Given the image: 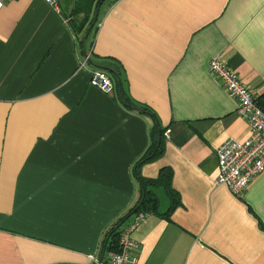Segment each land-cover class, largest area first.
I'll list each match as a JSON object with an SVG mask.
<instances>
[{"label": "crops", "instance_id": "1", "mask_svg": "<svg viewBox=\"0 0 264 264\" xmlns=\"http://www.w3.org/2000/svg\"><path fill=\"white\" fill-rule=\"evenodd\" d=\"M4 2L0 264H93L140 194L133 170L154 117L169 137L139 174L169 168L179 204L166 214V190L152 187L157 212L131 236L134 264H264V169L240 197L215 180L217 145L249 127L207 70L224 57L264 96V0H102L83 47L71 6ZM95 67L113 92L90 86Z\"/></svg>", "mask_w": 264, "mask_h": 264}, {"label": "built area", "instance_id": "2", "mask_svg": "<svg viewBox=\"0 0 264 264\" xmlns=\"http://www.w3.org/2000/svg\"><path fill=\"white\" fill-rule=\"evenodd\" d=\"M4 1L0 0V8ZM46 1L53 6L58 5L57 0ZM88 55L85 54L81 63L88 59ZM207 70L221 82L227 95L237 100L235 113L249 127V135L245 140L228 137L215 149L218 163L215 180L228 186L232 195L240 197L249 182L264 169V109L258 106V94L239 80V75L229 68L224 57L212 55ZM89 75L90 86L104 93L114 91V81L105 71L95 67ZM169 133L170 129L167 128L162 135L168 138ZM147 215L142 211L136 213L132 221L121 228L119 249L103 252L102 259L91 256L93 264H134L136 256L132 250L136 248V242L131 236L145 222Z\"/></svg>", "mask_w": 264, "mask_h": 264}, {"label": "trees", "instance_id": "3", "mask_svg": "<svg viewBox=\"0 0 264 264\" xmlns=\"http://www.w3.org/2000/svg\"><path fill=\"white\" fill-rule=\"evenodd\" d=\"M95 0H72V2H69L68 0L64 3L68 6H71L69 8V12H71L72 16L69 18L70 25H72L73 29L76 32L82 31L83 27V33L80 35V43L82 44V47L85 45L86 40L88 39V35L92 33L93 28L96 26V20H94L91 24V21L93 20V15L90 17L89 13L91 11L94 12L95 8H99L102 4V0H96L94 3L93 9L90 11V8L92 7V3ZM83 12L82 18L77 21V17L79 16V13ZM92 25V28L90 32L86 35V39L83 37V34L86 33L88 27ZM120 99L124 103H128V100L123 97L121 94ZM258 106L264 109V96L262 98L258 99ZM154 126L150 133L151 136V143L149 144V147L146 148L145 153L139 157V159L136 160L135 166H134V172L133 175H135V178L139 182V188H140V194L138 198L136 199V202L128 208L121 217L116 219L113 224H111L109 229L106 231L104 236L102 237V243L101 248L99 250V253L103 249V252L107 251H115L116 249H119V240L118 237L121 233V228L124 224L128 222L129 217L134 216L139 211H142L144 213H151V212H157V205L158 201L156 200V196L154 194V191L152 187H164V189L167 192V197L170 201L168 209H166V214L169 213L172 209H174L179 204V199H177V194L173 191L171 188V174L170 169L166 166L162 167L160 171H158L157 177H150V178H144L139 174V166L140 164L149 162V160H155L160 157L162 154V145H163V136L162 133L165 130V127H160L159 123H157V118L154 117ZM160 132L161 139L158 142V136L157 133ZM101 254V253H100ZM100 256V255H99Z\"/></svg>", "mask_w": 264, "mask_h": 264}, {"label": "water", "instance_id": "4", "mask_svg": "<svg viewBox=\"0 0 264 264\" xmlns=\"http://www.w3.org/2000/svg\"><path fill=\"white\" fill-rule=\"evenodd\" d=\"M94 11H95V14H94V16H93V20L91 21V24H92V22H93L94 20H96V18H97V13H98V11H97L96 9H95ZM91 28H92V25H90V26L88 27L86 33L83 34V37H84L85 39H86V35L90 32ZM136 109H138L139 111L144 112L142 109H139L138 107H137ZM159 133H160V132L157 133V136H158V142H159L160 139H161V136H160ZM100 253H101V254H100V256H99V259H102V256H103V249L101 250Z\"/></svg>", "mask_w": 264, "mask_h": 264}, {"label": "rangeland", "instance_id": "5", "mask_svg": "<svg viewBox=\"0 0 264 264\" xmlns=\"http://www.w3.org/2000/svg\"><path fill=\"white\" fill-rule=\"evenodd\" d=\"M67 0H59V4L60 3H65ZM69 2H72V0H68ZM66 5V4H65ZM68 12H69V10H68ZM69 13H71V12H69ZM162 205V204H161ZM160 205V209H162V206Z\"/></svg>", "mask_w": 264, "mask_h": 264}]
</instances>
